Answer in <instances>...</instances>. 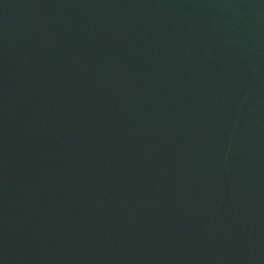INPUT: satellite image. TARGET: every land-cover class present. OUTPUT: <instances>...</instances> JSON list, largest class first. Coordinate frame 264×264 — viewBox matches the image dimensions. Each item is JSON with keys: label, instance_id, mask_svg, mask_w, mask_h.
Here are the masks:
<instances>
[{"label": "water", "instance_id": "95a60500", "mask_svg": "<svg viewBox=\"0 0 264 264\" xmlns=\"http://www.w3.org/2000/svg\"><path fill=\"white\" fill-rule=\"evenodd\" d=\"M0 264H264V0H0Z\"/></svg>", "mask_w": 264, "mask_h": 264}]
</instances>
